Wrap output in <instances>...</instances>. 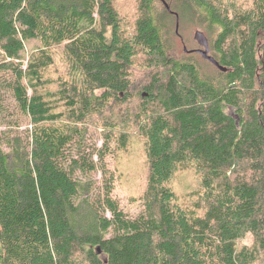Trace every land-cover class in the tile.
<instances>
[{"label": "trees", "instance_id": "trees-1", "mask_svg": "<svg viewBox=\"0 0 264 264\" xmlns=\"http://www.w3.org/2000/svg\"><path fill=\"white\" fill-rule=\"evenodd\" d=\"M0 264H264V0H0Z\"/></svg>", "mask_w": 264, "mask_h": 264}, {"label": "rangeland", "instance_id": "rangeland-1", "mask_svg": "<svg viewBox=\"0 0 264 264\" xmlns=\"http://www.w3.org/2000/svg\"><path fill=\"white\" fill-rule=\"evenodd\" d=\"M197 30L203 31V25H200L193 20H180L179 35L176 32V19H174L172 26H170L169 28L170 48L176 57H183L185 55L192 56L196 61H198L199 66L204 72L215 73L217 67L209 60L203 58L199 52L194 51V53H188L189 51L184 50L185 45L187 46L188 50L201 47L197 40L194 38V34ZM209 31L211 34L216 33V29H209ZM206 33H208V30H206ZM229 111L232 115H234L232 108H230ZM133 142L134 146L132 147L130 153L123 156L125 158H120L118 160V164L116 163L119 168L122 169V176L121 183L116 187L115 194L133 215H137L139 210L141 209V206H138V202L135 204L129 203V198L139 196L143 192L146 183V174H144L143 169H140L133 175L134 167L132 168L130 165H124V163H129L131 159H134L138 152H136L137 148L138 150L140 148L138 142ZM252 241L253 236L249 233L245 238L239 241V245H243V243L250 244L252 243Z\"/></svg>", "mask_w": 264, "mask_h": 264}, {"label": "water", "instance_id": "water-1", "mask_svg": "<svg viewBox=\"0 0 264 264\" xmlns=\"http://www.w3.org/2000/svg\"><path fill=\"white\" fill-rule=\"evenodd\" d=\"M165 5L169 8L168 4L164 1ZM176 32L179 34V26H180V18L178 15H176ZM180 35V34H179ZM194 38L197 40V42L199 43V45L201 46L200 48L197 49H191L188 50L187 46H184V50L185 51H189V52H199L203 58L209 60L210 62H212L213 64H215L218 68L225 70V67H223L211 54H210V46H209V41L208 38L205 34L204 31L202 30H197L194 34ZM144 95H146L144 93Z\"/></svg>", "mask_w": 264, "mask_h": 264}]
</instances>
